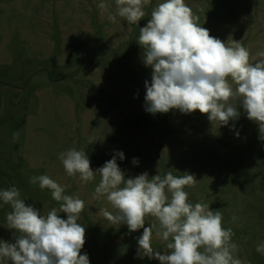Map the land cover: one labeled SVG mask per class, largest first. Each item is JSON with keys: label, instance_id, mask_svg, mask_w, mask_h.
Segmentation results:
<instances>
[{"label": "rangeland", "instance_id": "obj_1", "mask_svg": "<svg viewBox=\"0 0 264 264\" xmlns=\"http://www.w3.org/2000/svg\"><path fill=\"white\" fill-rule=\"evenodd\" d=\"M161 2L151 0L145 17L130 25L119 16L115 23L108 20L115 0H0V190L15 186L41 214L59 210L50 190L29 182L48 175L65 187V195L85 201L81 254L90 264H160L137 254L143 229L129 232L126 224L103 217L102 208L114 209L105 197L93 199L99 176L85 184L68 176L58 159L70 148L84 150L96 170L123 152L117 164L125 178L144 172L150 178L168 171L195 175L196 186L185 188L189 201L219 210L223 226L235 233L238 257L264 264L256 251L264 243V140L258 125L242 108L227 126L198 110H145L152 69L143 63L139 24H147ZM185 2L210 35L241 41L253 59L264 51V0ZM10 211L0 202V240L14 242L19 233L7 228ZM151 222L149 217L145 226ZM153 247L163 254L164 242L154 239Z\"/></svg>", "mask_w": 264, "mask_h": 264}, {"label": "clouds", "instance_id": "obj_2", "mask_svg": "<svg viewBox=\"0 0 264 264\" xmlns=\"http://www.w3.org/2000/svg\"><path fill=\"white\" fill-rule=\"evenodd\" d=\"M150 4L151 0H115L116 12H109L107 18L115 23L119 16L137 25ZM99 8L108 12L104 2ZM137 42L143 49L144 65L152 69L151 82L145 81L147 112L191 114L198 110L212 123L227 126L239 118L242 108L264 140V51L253 59L241 41L210 35L185 0L157 4L146 26L139 28ZM18 136L13 133L14 140ZM117 157L123 160L124 153H116L93 170L84 150L70 148L58 155L68 176L85 184L99 176L93 199L105 197L111 204L114 211L100 210L110 224H126L129 232L143 229L137 238L140 258H155L160 264H248L238 257L235 233L223 226L222 213L203 201H189L185 188L196 186L195 175L168 171L163 177L150 178L144 172L125 178ZM29 182L50 190L59 210L54 207L41 214L25 203L15 186L0 190V202L11 208L6 213L7 228L19 233L14 242L0 240V264H90L88 255L81 254L86 229L79 220L85 201L65 195V187L48 175ZM149 217L152 222L146 227ZM154 239L164 242L163 254L154 249ZM256 251L264 255V243Z\"/></svg>", "mask_w": 264, "mask_h": 264}, {"label": "water", "instance_id": "obj_3", "mask_svg": "<svg viewBox=\"0 0 264 264\" xmlns=\"http://www.w3.org/2000/svg\"><path fill=\"white\" fill-rule=\"evenodd\" d=\"M139 26L140 27L146 26V23L142 21V22H140Z\"/></svg>", "mask_w": 264, "mask_h": 264}]
</instances>
